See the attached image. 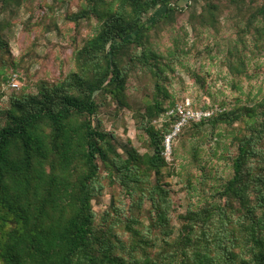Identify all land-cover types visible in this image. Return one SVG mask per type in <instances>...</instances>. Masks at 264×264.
Wrapping results in <instances>:
<instances>
[{
	"label": "trees",
	"instance_id": "16d2710c",
	"mask_svg": "<svg viewBox=\"0 0 264 264\" xmlns=\"http://www.w3.org/2000/svg\"><path fill=\"white\" fill-rule=\"evenodd\" d=\"M55 1L53 11L67 0ZM190 1L187 25L195 31L219 34L228 10L235 38L223 65L233 76L247 75L249 46L264 54V0ZM35 2L0 0V15L24 8L30 27L43 6ZM83 2L67 20L78 31L84 21L95 18L97 25L75 51V70L59 81L42 80L36 92L24 88L7 105L0 97V264H264V97L238 98L231 108L216 98L196 106L214 112L190 121L178 135L206 140L193 147L201 172L182 178L186 202L177 205V148L173 163L163 155L174 121L167 112L179 102L169 73L185 66L191 50L175 39L160 51L156 37L190 4ZM40 21L45 31L59 29L54 21ZM10 26L0 20L2 53L11 54ZM2 64L18 69L15 60ZM8 72H0L5 81ZM132 77L148 80L140 95L128 92ZM126 108L148 136L143 153L126 144L120 151L116 131L104 125V111L117 117ZM207 125L211 130L204 133ZM222 138L228 140L223 147ZM204 144L207 156L228 162L230 174H213L210 159L201 156ZM113 186L121 197L114 195L99 214L94 200Z\"/></svg>",
	"mask_w": 264,
	"mask_h": 264
},
{
	"label": "rangeland",
	"instance_id": "374dc122",
	"mask_svg": "<svg viewBox=\"0 0 264 264\" xmlns=\"http://www.w3.org/2000/svg\"><path fill=\"white\" fill-rule=\"evenodd\" d=\"M84 0H67L63 5H57L54 11L50 6L57 4L55 0H36V4L42 3L41 8H36L33 25L27 27L24 22L29 18L26 9H19L18 13L5 11L0 15L1 19L11 22L6 37L9 39L11 54L0 52V72L9 74V80H3L4 75H0V97L1 105H7L9 98L13 94H19L24 88L28 91H37V85L42 80L59 81L68 73L75 70V51L84 44V39L94 32L97 21L94 18L92 24L82 22L80 30L75 27V23L67 20L66 15L79 10ZM85 3V2H83ZM190 4L186 7V4ZM194 3V2H193ZM192 1L182 0L183 6L190 7L183 13H178L175 24L169 27H163L156 37V45L160 51L166 52L173 45L175 39L191 50L186 57L185 66H176L175 72L169 73L170 91L179 100L190 99L193 106H200L206 102L212 104L214 98L225 100L227 107L236 104L237 99L244 101L249 97H255L254 100H260L264 97V54L256 48L249 46L247 53L248 74L241 76L231 75L227 67L223 65V61L227 55V50L233 45L235 38V28L228 10L223 13L222 30L219 34H215L212 30L200 28L198 31L193 30L187 25ZM197 10H201V5L197 4ZM161 10L155 12L156 16L161 14ZM43 18L42 21H40ZM37 22L49 24L53 21L59 25V29L45 31ZM184 28V29H183ZM3 59L15 60L18 63L17 71L13 72L10 67L8 70L2 67ZM189 69L198 76L206 80L203 85L198 82L196 76L189 72ZM132 77L129 83L128 92L132 95H140L143 85L148 81L143 78ZM139 89H135L136 87ZM104 125L107 129H114L119 137V150L123 151V146H134L145 152V140L148 137L135 122L131 110L125 109L117 117L112 116L107 111L102 114ZM161 122V121H160ZM204 133L211 130V126L207 125ZM203 133V134H204ZM206 137L202 134H196L191 138H185L183 141L178 137L173 142L172 159L167 160L173 163L174 148H177V164L180 165L182 176H175L174 185L176 189V204L185 203L184 192L180 191L182 186V178L185 180L188 174H198L196 162L193 159V147L204 143ZM228 140L222 138L220 145L223 147ZM213 145H217L213 143ZM202 158L210 159L209 167L214 175L220 177L230 174L228 162L214 158L209 154L207 145H203ZM175 164V165H177ZM199 175V174H198ZM210 184L215 181L210 180ZM179 191V192H178ZM119 189L115 186L107 187L104 194L94 200V207L99 214H102L110 205L113 196L121 197ZM182 210L184 208H181Z\"/></svg>",
	"mask_w": 264,
	"mask_h": 264
},
{
	"label": "built area",
	"instance_id": "2783aa9c",
	"mask_svg": "<svg viewBox=\"0 0 264 264\" xmlns=\"http://www.w3.org/2000/svg\"><path fill=\"white\" fill-rule=\"evenodd\" d=\"M214 110L197 108L193 106L190 99L183 100L177 103L170 111L167 112L168 116L174 117L171 130L166 135L164 140L163 155L167 160L172 159L173 142L178 137L182 129L190 121H199L212 116Z\"/></svg>",
	"mask_w": 264,
	"mask_h": 264
}]
</instances>
